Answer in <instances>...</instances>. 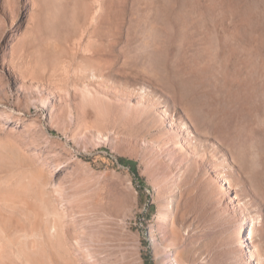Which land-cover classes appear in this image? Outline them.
<instances>
[{
	"label": "rangeland",
	"instance_id": "374dc122",
	"mask_svg": "<svg viewBox=\"0 0 264 264\" xmlns=\"http://www.w3.org/2000/svg\"><path fill=\"white\" fill-rule=\"evenodd\" d=\"M0 264H264V0H0Z\"/></svg>",
	"mask_w": 264,
	"mask_h": 264
},
{
	"label": "trees",
	"instance_id": "16d2710c",
	"mask_svg": "<svg viewBox=\"0 0 264 264\" xmlns=\"http://www.w3.org/2000/svg\"><path fill=\"white\" fill-rule=\"evenodd\" d=\"M119 162L121 164L127 165L130 167L131 171L140 178L139 171H138V162L133 159H129L126 157H119Z\"/></svg>",
	"mask_w": 264,
	"mask_h": 264
},
{
	"label": "bare ground",
	"instance_id": "6f19581e",
	"mask_svg": "<svg viewBox=\"0 0 264 264\" xmlns=\"http://www.w3.org/2000/svg\"><path fill=\"white\" fill-rule=\"evenodd\" d=\"M220 192H221L222 194H224V192H225V188H224V186L221 188ZM248 250H249V249H248ZM251 250H252V249H251ZM245 256H246V255H245ZM249 256L253 257L252 254H250Z\"/></svg>",
	"mask_w": 264,
	"mask_h": 264
}]
</instances>
